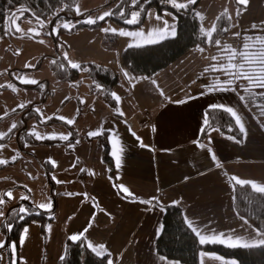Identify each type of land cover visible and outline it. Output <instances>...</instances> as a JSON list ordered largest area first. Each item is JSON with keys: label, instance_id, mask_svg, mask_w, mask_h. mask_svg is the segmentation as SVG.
<instances>
[{"label": "rangeland", "instance_id": "374dc122", "mask_svg": "<svg viewBox=\"0 0 264 264\" xmlns=\"http://www.w3.org/2000/svg\"><path fill=\"white\" fill-rule=\"evenodd\" d=\"M199 1L197 16L205 32L214 31L216 21L223 13H227L231 18V27L219 40V46H198L190 49L187 55L181 57V60L184 58V66L179 68L180 71L189 66V69L199 67L211 53H236L243 34L247 33L249 37L264 34V0H247L242 10L239 9L238 0ZM176 2L187 3V0ZM128 5L130 0H77L72 11V20L60 16L56 19L50 16L40 20L27 12H15V22L10 21L8 25L12 31H9L6 37L0 38V134H4V138L9 136L5 142L0 140V144L4 145L0 149V159L11 161V157L17 156L15 162L0 167V196L8 190L12 192V198L4 197L5 203L0 205V211L5 214L0 217V242L7 240L4 224L6 213L20 202L21 206L28 207L29 204L40 211L54 212L55 217L54 221L49 223L31 221L25 227L28 228V233L35 235L29 240L25 239L27 233L23 232L24 227L18 244L11 241L17 246L12 255L14 264H56V249L51 247V234L53 238L58 237L60 201L72 197L77 199L81 195L76 190L77 180L70 186L65 183V179L68 177L70 180L71 170L76 167L77 158L94 166H97V161H104L102 153L98 156L96 153L98 145L102 149L101 141L98 137L90 138L88 132L109 131L111 155L115 152L119 157L129 156V162L134 161V158L148 166V162L144 161L149 160L142 158L138 152L139 148L144 153H147V150L141 147L138 139L132 134L133 109L131 101L124 98L127 91L124 72L130 71L123 65L121 53L129 45H147L148 40L160 42L159 37L164 34L161 31L164 21L176 27L177 17L172 11L159 13L155 8H148L141 25L128 27L113 18L116 14L121 17V12H128L127 18H130L132 11H139L141 8L127 11ZM105 12L113 15L98 21L101 22L98 26L75 28V18L88 15L85 20H96ZM157 16L160 17L159 20L156 19ZM41 21L44 26H41ZM63 23H69L68 32L59 33ZM253 25L256 27L253 28ZM17 28L19 31H16ZM106 28L116 29L117 34L106 33L103 31ZM121 29L136 35L119 36ZM54 30H58L59 34L50 35ZM168 31H171V27ZM236 33L239 35H235ZM110 38L118 42L115 40L116 44L110 45ZM58 57L70 67L71 63L80 65L94 62L114 70L120 81L112 90V94L120 98L117 106L111 107L103 100L85 72L77 79L60 80L53 67V61L56 62ZM193 77L195 79L196 75L190 79ZM22 79H35L38 84H24ZM21 104L25 107L20 108ZM31 106L33 113L25 115L27 110L21 112ZM259 109L264 121V103L260 104ZM125 110L128 112H123V116L118 114ZM69 119L73 121L71 125L67 124ZM12 123H16L18 127L9 134ZM33 131L40 134L42 139L37 141L31 136ZM62 135H69V140L62 141ZM73 138L75 140H72ZM124 162H120L121 167ZM44 164L48 168L51 167L47 170ZM25 195L29 196V199L21 200L20 197ZM44 203H51L52 209L37 207ZM21 237L24 239L23 244L20 243ZM0 264H9L8 250L2 253Z\"/></svg>", "mask_w": 264, "mask_h": 264}, {"label": "crops", "instance_id": "0c3cea01", "mask_svg": "<svg viewBox=\"0 0 264 264\" xmlns=\"http://www.w3.org/2000/svg\"><path fill=\"white\" fill-rule=\"evenodd\" d=\"M218 56L211 53L199 67L189 66L184 71L179 70L184 66V58L180 57L152 77L126 72L124 98L131 101L132 130L147 150L144 153L139 148L138 152L149 160L144 161L148 166L134 158L129 162V156L122 155L124 168L120 165L117 169L112 156V174L105 161L99 160L94 166L77 158L70 180L66 177L65 183L71 186L77 180L76 190L81 195L60 201L58 237L51 234L56 264L66 254L68 237L74 234H80L93 247L105 245L113 264H182L156 251L164 211L138 202L152 198L162 206L175 201L186 223L190 221L202 234L211 235L214 230L249 242L264 238L257 236L256 228L234 210L235 182L231 179L235 176L264 187V121L234 90L209 92L213 72L208 71L219 61ZM194 74L195 79H190ZM210 105L231 106L237 111L246 128L241 141L217 128L211 130L210 136L204 133L202 118ZM198 142L206 148L201 149ZM96 153H102L101 146L96 147ZM213 154L215 161L210 158ZM119 186L127 187L135 199ZM33 235L27 233L25 239ZM206 253L207 256L200 254V264L233 261Z\"/></svg>", "mask_w": 264, "mask_h": 264}, {"label": "trees", "instance_id": "16d2710c", "mask_svg": "<svg viewBox=\"0 0 264 264\" xmlns=\"http://www.w3.org/2000/svg\"><path fill=\"white\" fill-rule=\"evenodd\" d=\"M76 1L77 0H0V38L7 36L8 30L11 28V26L8 28L10 16L15 11L18 13L23 9V12H27L40 20H45L50 16H54L55 19L57 16H60L72 20V11L74 10ZM199 2L198 0L195 5H189L187 9L177 10L173 7L170 0H139V3L135 7L128 5L127 8V11L132 8L138 9L140 7L144 9V11L141 12L140 23L133 25L124 23V20L129 16L128 12L124 14L123 17H118L117 14L114 15L113 18L116 21L128 27L141 25L146 18L148 8H155L159 13L172 11L177 17V35L174 38H167L155 44L127 47L121 53L123 65L137 77H152L157 72L174 63L192 48L198 46H217L214 41L217 39L220 40L229 32L230 27H228L227 31L223 32L220 31V29L227 27L229 19L231 22V18L227 13L221 14L216 21L212 37H206L200 31L201 22L197 16ZM243 7L244 6L240 4L239 9L242 10ZM86 17L87 15L75 18L77 20L75 25L76 29L96 27L101 23L97 22L88 25L84 22ZM63 32H68V30L60 28L59 33ZM248 37L249 34L247 33L242 35L240 44L237 47L239 51L237 50L236 59L232 61V63L239 64L243 62L239 55L241 52H247L250 58L255 59L251 54L264 50V34L256 35L252 37V39H248ZM246 44L249 45L247 49L244 48ZM229 56L230 55L221 53L220 56H218L220 57L218 58L219 61L215 64L216 67L219 68L221 64L227 65L229 63ZM80 66L81 68L79 69H72L59 58L56 63H54L53 67L60 80L77 79L82 72L87 73L96 92L101 95L109 106L116 107L117 102L112 95V89L119 81L118 74L110 67L94 62L82 63ZM252 67L258 69L259 65L254 64ZM85 68H87L88 71H84L83 69ZM208 72H213V76H211V83L213 84L228 79L223 72L213 70V68ZM97 84L100 85L99 88L96 87ZM232 88L240 96H244V103L254 109L256 114L260 115L259 106L264 103V96H260L259 93L264 92V89L258 88L255 85H249V82L243 79L235 81ZM243 88H248L249 91L245 92L242 90ZM26 110L28 109L22 110L21 112L24 113ZM208 111L209 109L206 113ZM29 113H33V109ZM229 116L230 114L225 113L220 108L213 110L211 113V117L214 118L213 129L217 128L224 134L241 141L244 134L239 132L238 126L234 123V118L230 119ZM109 134L110 132L106 131L103 135L98 136V139L102 143L103 159L110 173L114 174V160L110 153ZM7 139H9V136H6L1 141L5 142ZM72 140H75V138ZM2 166L3 165H0V167ZM44 166L47 170L51 167L48 168L46 164H44ZM233 207L238 215L243 217L256 229H264V194L256 193L255 189L251 188L250 184L245 186H234ZM27 208L29 209V213L24 220L8 217L7 223L11 222L14 225V231L8 232L7 241H15V243L18 244L22 229L31 221L49 223L55 219L54 212L40 211L29 204ZM13 217H15V213H13ZM6 250L7 249H4V251ZM156 251L159 255L182 264H200V254L202 252L216 253L225 258L232 259L238 264H264V246L252 248L238 246L233 248L219 243H209L201 246L198 242V237L187 227L182 209L177 205H169L166 211H164L162 231L157 238ZM64 257L65 260L61 262L59 259L57 264H104L105 261L110 259V255L107 253H105L103 257H97L90 248H88V244L83 237L82 242L67 240V250Z\"/></svg>", "mask_w": 264, "mask_h": 264}, {"label": "snow or ice", "instance_id": "6c2138e0", "mask_svg": "<svg viewBox=\"0 0 264 264\" xmlns=\"http://www.w3.org/2000/svg\"><path fill=\"white\" fill-rule=\"evenodd\" d=\"M171 4L173 5V7H175L177 10L180 9H187L189 5H195L197 3V0H187V3H177L176 0H170ZM139 3V0H130V5L132 7H135L137 4ZM238 3L242 4V5H246L247 4V0H238ZM23 9L20 10L21 13H23ZM79 10L77 9V12ZM144 9L143 7L140 8L139 11H132L130 13V18H127L124 20V23L128 24V25H133V24H138L140 23V17H141V12H143ZM113 15V13L110 12H105L102 16H99L96 20H93L91 18L86 19L84 22L88 25H92L94 23H97L98 21H102L105 20L106 17H109ZM120 15L123 17L124 13L121 12ZM199 15V14H198ZM15 16L16 14L13 13L10 16V21H12L13 23L15 22ZM157 20L160 19L159 16L156 17ZM41 26L43 25V22L41 21ZM74 26V25H73ZM61 27L63 29H69V23H63L61 25ZM171 27V31L169 32L168 29ZM228 27H231V22L230 19L228 21V26L227 27H223L220 29V31H227ZM256 26L253 25V28H255ZM8 31H12L11 28H9ZM16 31H19V29L17 28ZM103 31L107 32H111L113 34H117V30L116 29H103ZM162 33L159 40L163 41L167 38H174L177 35V31H176V27L175 25H169L167 21H164V28L163 30H161ZM201 33L204 34V36L211 38L213 35L212 31H208L205 32L203 28L200 29ZM58 30H54L52 32H50V35H58ZM119 36H123V37H128V36H132V35H136V33H132L126 30H119L118 32ZM235 35H239V33H236ZM248 39H252V37H248ZM42 42V41H41ZM158 41L156 40H148L147 43L148 44H155ZM212 42V41H210ZM214 43L219 46L220 41L217 39L214 41ZM129 47H131V45H129ZM249 47V45H244V48L247 49ZM201 51H203V49H201ZM243 60L242 63L239 64H235L232 63V61H234L236 59L237 53L232 52L231 55L229 56V63L227 65L225 64H221L219 66V68L216 67V65H212L213 70L216 71H221L224 73L225 76L228 77L227 80H224L222 82L219 83H214L210 88H209V92L215 90V91H228V90H234L232 88V85L235 83V81L237 80H247L249 82V85H255L258 88L264 89V50H260L258 52H253L251 54V56L255 57V59L250 58V55L247 52H241L239 54ZM213 59L215 60L216 58L213 57ZM53 63H56L55 61H53ZM254 64H258L259 68L255 69L252 67V65ZM62 67V66H61ZM71 68L72 69H79L81 68V66L77 63H71ZM84 71H88L87 68L83 69ZM125 76L128 75V73H124ZM22 82L24 84H33V85H37L38 81L35 79H22ZM97 88L100 87L99 84L96 85ZM245 92H248L249 89L248 88H243L242 89ZM250 95H253L252 93H249ZM115 99L117 101H119V97L115 96V94H112ZM260 96H264V92L259 93ZM239 99L241 101H243L245 99L244 96H240ZM81 103H83V101H80ZM20 108H24L25 105L21 104L19 105ZM222 109L225 113L230 114L229 118L232 119L234 118V123L236 126H238V130L240 133L245 134L246 133V128H245V122L242 121V118L240 115H238L237 111H235L231 106H217V105H210L209 106V111L207 113L204 114L203 118H202V124L204 126V133L206 135L210 136V132L211 130H213V122H214V118L211 117V113L213 110L217 109V108ZM13 111H15V109H13ZM119 115L123 116L124 113L123 112H119ZM49 119H51V117H49ZM63 119V118H61ZM73 123L72 120H67V124L71 125ZM18 127V125L16 123H12L10 128H9V134L15 130ZM133 135H135V133H132ZM31 136H33L37 141L42 139V136L38 133H36L35 131L30 133ZM87 135L92 138V137H97L100 135H103V132H98V131H90L87 133ZM4 138V134H0V140H2ZM52 138V137H49ZM60 139L62 141H68L69 140V135H62L60 136ZM142 147L144 145H141ZM198 146L201 149L206 148V145L203 143H199L198 142ZM4 147L3 144H0V149H2ZM209 152H211L212 150L209 148L208 149ZM18 155V154H17ZM112 155L115 157V166L117 169H119L120 167V157L118 155H116L115 152L112 153ZM17 156L14 155L13 157H11V161L9 160H5V159H0V165H6L9 162H15ZM213 161H215L217 158L216 156L213 154L210 157ZM81 171H85V169H81ZM232 181L235 182V185H239V186H245L248 185L250 182L243 180V179H239L235 176L231 177ZM26 187V186H25ZM122 189L123 193L128 194V197H131L132 199H135V197L133 196L132 193H130L129 189L127 187L124 186H119ZM251 188L255 189V192L258 194H264V187L261 186H257L256 183H251ZM71 195V194H70ZM4 197L7 198H12V192L11 190H8L7 192H5L3 194V196H0V205H3L5 203V199ZM21 200H28L29 196L25 195V196H21L20 197ZM141 203H144L146 205H154V207L159 208L162 212L166 211L168 206H162L161 202L157 199V198H152L149 200H144V201H138ZM170 206H176V202L173 201L171 203ZM40 209H52L53 205L51 203H44V204H40L37 206ZM13 213H15V217H13ZM29 213V209L25 206H21L18 209H12L9 213H8V217L10 218H14V219H19V220H24L26 218V215ZM4 213L2 211H0V217H4ZM241 219H244L243 217H241ZM245 223H247V221L245 220ZM187 227L198 237V242L201 246H204L206 244L209 243H219L222 245H226L229 247H244V248H252V247H257V246H264V238L259 239L258 241L253 239L252 241H243V239L241 237H236L233 238L232 235H225L224 233H219L216 234L214 232V230H212V234L211 235H205L202 234V230L194 227L193 224L189 221L187 222ZM208 227V226H205ZM5 229L7 232H12L14 231V225L11 222H8L5 224ZM23 232L26 234L28 233V228H24ZM256 235L257 236H264V229H256ZM68 239L70 241H81L82 242V237L80 234H74V235H70L68 237ZM24 239L23 237L20 238V243L23 244ZM16 244L14 242H9V241H4V242H0V249H7L9 251V264H14V261L12 259V255L13 253L16 252ZM88 248H90V250L97 256V257H103L105 255V245L101 244L98 245L97 247H93L91 243L88 244ZM202 256H207L208 253L206 252H202L201 253ZM0 258H2V253H0ZM163 259V258H161ZM215 259L219 260L221 259L220 257H215ZM61 262H63L65 260V257L62 255L60 257ZM104 264H113V261L111 259H108L107 261L104 262ZM201 264H203V261H201ZM228 264H236V261H230L228 262Z\"/></svg>", "mask_w": 264, "mask_h": 264}, {"label": "water", "instance_id": "95a60500", "mask_svg": "<svg viewBox=\"0 0 264 264\" xmlns=\"http://www.w3.org/2000/svg\"><path fill=\"white\" fill-rule=\"evenodd\" d=\"M16 12V11H15ZM14 12V13H15ZM88 16V15H87ZM84 18V17H83ZM83 18H81V19H83ZM57 59H59V57L57 58ZM33 109V107L31 106L26 112H25V115L26 114H29V112L31 111ZM24 119V118H23ZM25 127V129L27 128V125H25L24 126ZM21 205H22V202H20L19 204H17L16 206H13V207H11L9 210H8V212L6 213V216H5V222H4V224H6L7 223V221H8V213L12 210V209H18L19 207H21ZM6 233L8 234V232L6 231ZM4 252V249H2V250H0V253H3Z\"/></svg>", "mask_w": 264, "mask_h": 264}, {"label": "built area", "instance_id": "2783aa9c", "mask_svg": "<svg viewBox=\"0 0 264 264\" xmlns=\"http://www.w3.org/2000/svg\"><path fill=\"white\" fill-rule=\"evenodd\" d=\"M108 43H109L110 45H115V44H116L115 40L112 39V38L109 39Z\"/></svg>", "mask_w": 264, "mask_h": 264}]
</instances>
